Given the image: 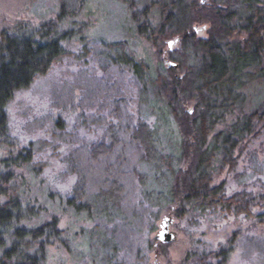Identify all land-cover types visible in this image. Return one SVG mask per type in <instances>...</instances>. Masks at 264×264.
Masks as SVG:
<instances>
[{"label": "trees", "instance_id": "1", "mask_svg": "<svg viewBox=\"0 0 264 264\" xmlns=\"http://www.w3.org/2000/svg\"><path fill=\"white\" fill-rule=\"evenodd\" d=\"M89 1L58 0L56 18L37 27L20 22L0 35V264H53L60 249L77 260L87 257L92 264H126L118 231L137 230L151 221L154 232L162 210L178 220L195 221L216 212L223 218L243 217L249 221L246 229L264 226V192L244 185L228 194L227 181L219 179L224 172L239 177L237 165L244 156L254 158L251 144L264 135L260 0H210L203 6L198 0H114L154 46L161 48L173 37L180 41V52L168 56L177 64L174 68L160 62L151 69L128 51L125 42L108 41L99 50L105 71L131 70L139 104L149 106L157 124L154 128L138 118L119 127L111 121L107 139L86 146L90 162L101 164L113 157L118 162L117 168L112 164L98 168L92 192L85 184L89 177L83 178L76 166L73 170L81 175L71 198L56 196L44 186L41 174L47 165L36 159L51 143L18 145L8 109L18 93L69 56V41L83 39L76 19ZM196 24H208L205 37H198ZM158 126L175 128L170 152L159 148ZM129 150L152 169L155 183L144 195L147 208L131 211L130 217L124 212V185L118 172ZM138 176L145 185V178ZM69 211L78 218L74 222L92 224L82 231L81 244L74 245L70 230L61 228V215ZM233 232L225 243L204 253L189 248L179 264L231 262L237 255L240 226ZM253 240L264 255L258 237ZM76 245L84 253L75 250ZM158 245V253L164 255L168 244ZM138 260L146 263L145 258Z\"/></svg>", "mask_w": 264, "mask_h": 264}, {"label": "rangeland", "instance_id": "2", "mask_svg": "<svg viewBox=\"0 0 264 264\" xmlns=\"http://www.w3.org/2000/svg\"><path fill=\"white\" fill-rule=\"evenodd\" d=\"M198 1L202 6L210 3V0ZM260 1L264 3V0ZM58 8V0H0V35L20 22L37 27L45 20L56 18ZM76 20L82 28L83 39L69 41V56L54 65L28 89L18 93L8 109L11 134L18 145L25 147L30 142L51 143L38 153L36 161L47 165L41 174L44 186L65 200L72 197L81 174L83 178L89 177L85 184L88 191L92 192L95 188L92 184L95 183L94 176L99 174L101 165L112 164L117 168L115 157L101 164L93 163L89 161L85 150L91 143L107 139L106 126L111 121L119 127L128 122L133 123L138 118L145 119L154 128L157 124V116L152 115L149 106L139 104L138 86L134 83L131 70L128 67L123 70L102 69L99 50L103 44L108 41L125 42L128 51L133 52L139 60H144L151 69L164 60L170 61L169 53L180 52L181 49L179 41L169 51L168 41L174 37L166 39L161 48L147 41L136 31L127 9L114 0L87 2ZM194 28L198 37H205L210 27L208 24H196ZM113 106L118 107L119 111H115ZM172 130L159 127L157 131L159 148L165 153L173 149L175 139L170 135ZM250 153L254 158L244 156L237 165L239 177H228L226 172L220 176V181H227L228 194L244 185L256 193L259 190L264 192V135L253 140ZM124 157L125 162L118 172L124 185V212L130 217L131 211L147 208L144 195L155 188V183L152 169L138 161L135 150H129ZM74 166L81 174L73 170ZM138 175L145 178V185L140 182ZM255 210L263 211L259 208ZM71 214L69 211V217L61 215V228L70 230L74 245L81 244L82 231L91 228L92 224L74 222L78 218ZM160 214L154 232L150 231L151 221L139 224L137 230L127 227L124 231H118L117 238L124 249L126 264H138V258H145V264H179L189 248L195 246L201 253L214 249L219 243H225L239 226L242 234L237 242V255L226 264H264V255L258 253L253 242V237H258L260 250H264L262 225L255 230L246 229L249 221L243 217L223 218L216 212H209L195 221L178 220L167 210H162ZM164 219L171 220L167 233L173 236V240L167 243L169 247L163 255L158 253L160 243L156 241V235ZM75 250L84 253L77 245ZM58 258L53 264H92L87 257L77 260L61 249Z\"/></svg>", "mask_w": 264, "mask_h": 264}, {"label": "water", "instance_id": "3", "mask_svg": "<svg viewBox=\"0 0 264 264\" xmlns=\"http://www.w3.org/2000/svg\"><path fill=\"white\" fill-rule=\"evenodd\" d=\"M179 40L177 38H174L173 40L171 41H168V48H169V51H171L172 49V46L176 43H178ZM164 63L167 67H177V64L176 63H173V62H170L168 60H164ZM170 222L171 220L169 219H164L162 222H161V230L160 232L156 235L157 236V241L160 243H164V244H167V243H170L172 240H173V236L172 235H169L167 233V230H168V227L170 226Z\"/></svg>", "mask_w": 264, "mask_h": 264}]
</instances>
